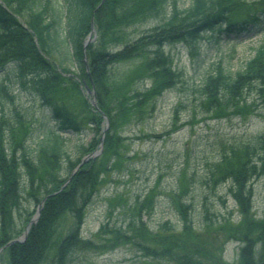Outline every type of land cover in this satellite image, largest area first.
<instances>
[{"label": "trees", "instance_id": "16d2710c", "mask_svg": "<svg viewBox=\"0 0 264 264\" xmlns=\"http://www.w3.org/2000/svg\"><path fill=\"white\" fill-rule=\"evenodd\" d=\"M171 1L67 0L62 9L56 0H0V248L21 235L36 212L24 215L25 200L31 198L38 206L59 190L82 157L100 149L103 114L110 120L101 154L47 198L27 238L3 250L7 264H72L81 252L104 253L125 245L162 264H264V247H255L264 244V215H257L253 201L254 181L264 176V135L255 143L224 149L205 179L213 188L228 184L238 221L234 212L218 217L204 201L203 218L196 225L191 204L184 201L186 191L180 188L174 203L180 225L164 221L153 229L145 220L155 205L153 187L143 198L121 206L122 222L112 220L115 208L110 205L99 229L91 237L82 233L88 206L124 157L119 129L150 116L157 99L183 80L166 45L185 41L196 49L207 31H246L264 20V7L243 9L242 18L231 20L241 0H192L184 8ZM92 20L99 38L84 47ZM142 23L149 28L130 36ZM129 60L139 63L115 75L114 67ZM14 79L21 90L30 89L40 98L55 124L34 146L28 143V121L18 111L15 120L5 113V106L16 107L10 88ZM85 83L95 85L98 107L82 93ZM193 92L212 117L252 113L253 103H264V41L241 69L233 72L219 63ZM180 105L174 107L176 114ZM86 131L92 139L76 144L73 157L64 135ZM226 239L246 243L237 262L221 257Z\"/></svg>", "mask_w": 264, "mask_h": 264}, {"label": "rangeland", "instance_id": "374dc122", "mask_svg": "<svg viewBox=\"0 0 264 264\" xmlns=\"http://www.w3.org/2000/svg\"><path fill=\"white\" fill-rule=\"evenodd\" d=\"M56 2L61 7L67 4V0ZM176 2L180 8H184L190 5L192 0ZM263 2L264 0L237 2L231 20L242 18L245 15L243 9L254 11L263 8ZM148 26V23L137 25L132 28L130 36H139L149 28ZM98 38V30L94 26V31L88 33L85 41L91 44ZM263 41L264 21L252 25L247 31H207L198 41L196 49L185 41L166 45V52L173 59L174 66L183 71V80L157 99L156 109L150 116L134 119L119 129L118 132L124 138L122 148L124 157L118 167H115L112 177L107 176L106 182L87 208L82 228L85 237H91L109 217L110 205L115 208L112 220L120 223L125 219L121 206L126 202L129 204L134 202L139 196L143 198L153 187L156 192L154 209L145 215V220L153 229H157L164 221L180 225V215L174 205L180 188L186 191L184 201L191 204V213L196 225L202 221L204 201L218 217L234 212L233 220L240 219L236 211V202L228 191V184L222 183L213 188L205 183V179L212 164L220 159L224 149L232 145L255 143L260 135H264V103L259 101L253 103L254 111L247 116L233 112L224 117H212V112H205L198 99H195L199 94L194 93L193 88L197 87L206 74L219 63L233 72L241 69ZM194 50L198 51L197 54ZM138 63V60L120 62L114 67V73L119 77ZM64 64L77 71L71 62ZM0 78H3L1 74ZM140 85H143V82ZM82 87V93L91 102L94 98L93 93L86 86ZM10 88L16 94V107L10 104L5 106V113L11 120H15L18 111L28 121L31 125L28 143L34 146L48 129H55V124L51 120L49 110L42 105L40 98L32 90H21L15 79L10 83ZM94 93L97 100L96 87ZM252 100L251 98L249 101ZM179 102L182 106H179L176 114L174 107ZM108 126L104 123V132L108 130ZM64 136L68 138V144L73 150L72 156L75 157L74 146L88 143L93 134L86 131ZM253 201L255 212L258 216H263L264 176L254 181ZM24 206L27 209L24 215L38 207L37 202L31 198L25 200ZM19 224L21 225L20 221ZM245 244L243 240L226 239L223 242L221 257L227 263L237 262L241 247ZM255 247L259 250L264 244L258 242ZM2 253L0 264H7V258L2 257ZM167 262L169 261H164L163 264ZM72 264H162V262L145 256L132 245H125L104 253L81 252Z\"/></svg>", "mask_w": 264, "mask_h": 264}, {"label": "water", "instance_id": "95a60500", "mask_svg": "<svg viewBox=\"0 0 264 264\" xmlns=\"http://www.w3.org/2000/svg\"><path fill=\"white\" fill-rule=\"evenodd\" d=\"M92 25V32L94 31V26H93V21L91 23ZM86 45V43H85ZM93 94H94V90H91L89 89ZM94 98L92 99V103L94 105H97V100H96V95L94 94L93 96ZM105 118H106V124L108 125V118L106 115H104ZM103 141V137L101 139ZM101 146H102V143H101ZM101 152V150H98V151H94L92 153H89L87 155H85L81 161L79 162V164L76 166V168L73 170L72 174L69 176L68 180L66 182H64V184L61 186V188L57 191H54V192H51L49 194H47L43 199L42 201L39 203V206H38V209H37V212L35 214V216L32 217V219L28 222L27 226H26V229L24 230L23 234L18 236V237H15L13 239H11L10 241H8L3 247L0 248V252L3 251L6 247L10 246L11 244L15 243V242H22L24 241L26 238H27V235H28V232L32 226L33 223H35L37 220H38V217L40 215V211L42 209V206L43 204L45 203V201L47 200L48 197H51L57 193H59L64 187H66V185L72 180V178L74 177V175L76 174V172L81 168V166L86 163L90 158L92 157H95L97 156L99 153Z\"/></svg>", "mask_w": 264, "mask_h": 264}]
</instances>
